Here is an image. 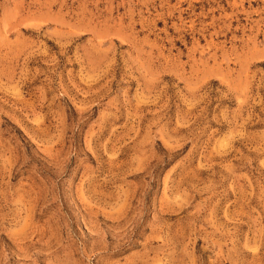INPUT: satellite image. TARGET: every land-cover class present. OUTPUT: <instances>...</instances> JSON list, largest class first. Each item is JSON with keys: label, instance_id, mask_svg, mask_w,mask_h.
Segmentation results:
<instances>
[{"label": "rangeland", "instance_id": "374dc122", "mask_svg": "<svg viewBox=\"0 0 264 264\" xmlns=\"http://www.w3.org/2000/svg\"><path fill=\"white\" fill-rule=\"evenodd\" d=\"M0 264H264V0H0Z\"/></svg>", "mask_w": 264, "mask_h": 264}]
</instances>
